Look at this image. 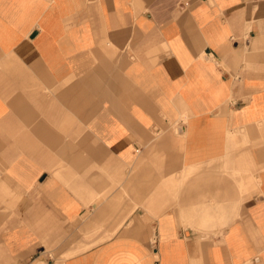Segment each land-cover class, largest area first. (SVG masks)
I'll return each mask as SVG.
<instances>
[{
	"label": "crops",
	"instance_id": "crops-1",
	"mask_svg": "<svg viewBox=\"0 0 264 264\" xmlns=\"http://www.w3.org/2000/svg\"><path fill=\"white\" fill-rule=\"evenodd\" d=\"M0 264H264V0H0Z\"/></svg>",
	"mask_w": 264,
	"mask_h": 264
}]
</instances>
